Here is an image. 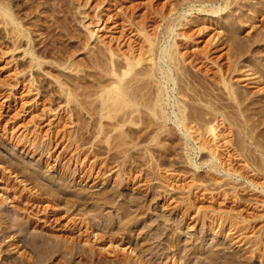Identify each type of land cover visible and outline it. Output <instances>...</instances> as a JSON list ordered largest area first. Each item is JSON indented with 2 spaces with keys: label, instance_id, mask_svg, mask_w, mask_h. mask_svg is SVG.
I'll return each mask as SVG.
<instances>
[{
  "label": "bare ground",
  "instance_id": "6f19581e",
  "mask_svg": "<svg viewBox=\"0 0 264 264\" xmlns=\"http://www.w3.org/2000/svg\"><path fill=\"white\" fill-rule=\"evenodd\" d=\"M8 1L0 0V24H3L4 30L5 28H7V30L5 31L8 35L14 33L17 36H25V33L27 31L26 29L28 27H25L26 23H23L24 19L18 14V12H16L21 8L16 6L19 9H14V4L12 3L13 5H10ZM181 1L178 2V0H175L173 2V0H171L170 2H168V4L171 5L169 10L170 13L171 11H175V13L177 12L175 16L169 17V12L166 14L163 11H153L156 14L158 13L157 15L159 16L161 22L165 18L168 19L165 21V24H162V27L161 22L157 23L155 20L152 19V21H150V24H148V26H150V30L146 29L147 19L145 18L147 17L148 12H150L148 11V8H146L147 4L144 10H141L142 12H137L136 15L130 13L129 11H124L122 13V10L120 11L122 17L118 16V14L115 13H109V16L113 18L111 19L109 17L111 20H113V28L120 29L119 34L115 37L117 40H119L118 44L124 39V43L129 39L130 36H127L128 33L126 32L129 29H131V31L135 30L141 32L143 35L142 40L141 42L139 41L137 47H135V45L129 42L130 39L126 42L128 44L127 50H123L119 46L115 47L111 43H109V41H102V46L98 44L99 46H96L93 50V53L91 54L92 57H90L91 63L89 64V66L91 65L90 67L91 69H93L92 76L94 78L93 80L95 81L93 82L94 88L93 93L91 95L93 97L91 98L92 100L90 99V106H88V112L91 114L92 117V120L90 119L92 121V130L90 128V130L87 129L89 132L88 138H90V140L87 142L90 146H88V149L87 147L84 149L85 143H82V140L79 141L83 133L79 132L75 127L73 128L75 130H72L73 134L68 137V140H70V143H72L74 146L73 153H71L73 154V156L74 154H77L80 151L82 153L85 152L86 156L88 157L93 156L94 160L92 164L90 163L89 165L90 167H92L91 169H93L94 162H96V166L97 164H100L95 174L91 171H88L89 167H87L86 170L85 167H79L78 171L80 169L81 170L77 175H79L82 181L87 182L90 180L94 181L97 179H102L103 174L107 173L106 170L109 167L108 170H112L110 178H113L114 174L116 176H114V179L116 178L115 180L113 179L114 182H117L119 178H124L126 179V183L128 182L137 184V186L139 185L138 187L140 188V182L144 181L143 178H139V176H142L140 174V171H143L142 165L137 162L134 155L128 156L131 157L130 161H128L130 164L126 165V161L124 158L126 150L122 147V150L117 149L118 146L124 145L125 143L126 145L127 143H131L132 147H138L136 146L138 145L137 141L135 140L133 142V137H131V139H128L129 136L127 137L124 135V130L125 128H128L129 131L134 129L137 130L136 126H142V123H144L141 117L142 112L146 113L145 115H147V119H149V122L151 121L150 124L153 125L151 126L149 124L151 127H153L151 129L152 131L150 130L149 132L153 133L152 138L157 139L156 143L158 145H162V143H160V140H158L159 137L162 136V133L168 134L169 132H171V130H174V127L177 128V130H179L181 134H183V138H180L181 140L183 139V159L185 162L191 165H195V168H198L201 164L207 163L206 165L210 166V170L212 168L214 171L219 173L217 165L219 166V162H221V153L219 152V148L222 147H226L225 149L227 150V152H229V150L238 151L236 154H229L228 159L231 158V156L235 155V157H238L237 159L242 160L245 164L247 162L250 163L249 161L251 160L254 161L258 159V161L264 165V130H262L260 127L262 126L263 128L264 126V86L258 87L260 82H264V66L262 64V61L261 63H258L256 61L257 63L253 64L254 69H252V71H250L248 68H246L247 72H245L246 69L244 70L245 73L242 71V73H244L243 79L249 80V83L253 84V88H256V92H252L251 88L240 90L236 86L234 87L233 82L231 81L232 74L235 72L238 73L240 68L238 65L239 62H236L235 60L237 59L235 58L239 56L238 54H243L242 51H245L246 49L243 48L242 50H239V52H237V46L239 45V36L237 37V28L243 25L241 24L242 22L249 23L247 21L251 20L255 16V13L254 16L253 14H251L253 13L252 10L254 11L255 6L251 4V2L247 3V0ZM239 3L241 4V6L245 7H242V12H236V8L237 6H239ZM259 3L264 7V2L261 3V1L259 0ZM129 6L131 5L129 4ZM137 6H139V4ZM250 6H254L253 9L249 8ZM26 7H24L25 9L22 8L25 17L26 14L27 16L29 14V10ZM194 9H196V11L200 13L203 12V14L204 12L205 14L210 13V15L217 14L218 17L220 13H224L227 16H223L227 18L224 19L227 23L226 39H223L225 37H222L221 40V35H216L217 37H215L214 35L211 38L209 37V40H204L205 44H202L203 46L200 47L199 42H201L202 40V38L200 39V37L203 35V32H201L202 30L197 28V30H194L193 32L188 31L190 30L189 28L191 25L189 26V23L191 21L189 22L187 18H191L188 17V15ZM257 10L259 9L257 8ZM139 17L140 19L137 20V18ZM147 18L151 19V17ZM199 21L201 22L202 20L199 19ZM223 24L219 28L223 27ZM186 25L188 26L182 27ZM178 26H181V28L183 29L179 31L177 29ZM222 32L223 31H221V33ZM251 40L252 43H255L259 39H252L251 37ZM222 44H227L229 46V48H227L228 51L221 53V57H223V59H226V64H219L216 59H213L211 57V54L213 52L221 49ZM192 47H194L195 49H190ZM246 47L248 46L246 45ZM91 48H89L90 52L93 49ZM240 48H242V46ZM26 52L27 51L24 49L22 53H24L25 55ZM33 53L34 52H32V54ZM32 56L33 58L30 60L29 66L27 68L30 69L34 65L36 66L37 70L42 69L43 66L41 65L43 64V59H41L38 54H34ZM211 63H214L218 66V69H216L218 70V72L215 70V72L217 73L212 76L213 80L212 78L210 79L212 82L209 80L210 82L208 81V85L202 86L203 89L199 87L201 86L200 84H198L199 86L193 84L195 80L194 76H196L198 72H203L204 70L207 71V68H209ZM196 64L199 65L197 66ZM187 65L196 66V71L187 70ZM23 69L24 68H22V70ZM256 73H258V75H255ZM101 77H105V82L101 83ZM259 77H261L262 80L256 79ZM27 82L32 85L34 79H28ZM62 86L61 83H59V87H56V89H59V91L57 90L59 93L65 91ZM34 88H36V92L38 93V87ZM68 91L65 92L66 100L67 102L73 101V104H75V106L73 105L72 107H70V109L67 110H69L70 112L72 111L75 116L77 115L78 118V114L81 113H79V110L83 109V102H81L82 100L78 101V97L74 92ZM256 95L257 98L254 97ZM65 110L66 109H64V111ZM73 113H69V115L72 114L73 116ZM236 115L237 117L238 115H241L245 119H242L240 116V118H237L235 117ZM77 118L72 121L75 125L77 124L78 119H80V117L78 119ZM140 123L141 125H139ZM148 123L146 122L145 125ZM169 123H171V125ZM143 126L141 128H143ZM225 130H227V132H234L235 136L237 135L240 138V142H243L245 144L248 142V144L255 143L259 155L256 154L257 156H252L254 152H251V147L250 149L248 147V149L250 150L248 151L251 152V154H249V152L244 153L245 151L243 149H239L242 144L238 146L234 142H232L233 140H224L226 139L224 135ZM132 133L130 132V135H132ZM207 135H210L211 138L207 139ZM139 136L136 137L138 138ZM101 138H104V141L106 142V145L104 146L105 150L102 153L104 157H99L100 154H98L99 152L97 153L96 150L99 149L100 146H102L98 141ZM65 139H67V137H65ZM221 140H223V142L225 141L226 144H224L223 142L219 143ZM242 147L243 145L241 146V148ZM240 150H243L244 152ZM131 152L133 153V151ZM150 152L151 151L149 147L145 146L144 153L148 155V153ZM119 153L122 155H119ZM170 153L171 152H169V154ZM3 154L4 153H2V155ZM135 154L137 153L135 152ZM193 154H195V157L199 155L198 160L200 161H197L195 157L193 158ZM142 155L143 154H141V156ZM175 155L174 156L176 157L177 161L179 157H182L181 153L180 155ZM204 155H206L207 157ZM132 156L134 157V160H132ZM105 157H107V159H111H109L108 161ZM202 157H206V159L204 158V160L201 161V159H203ZM1 159L0 161L2 162V164L0 162V241H6V243L4 244L7 245L6 247L8 250L19 251L23 246L27 244L31 247L33 251V254H31L30 257L26 255L24 256L25 258H22L25 253L21 254L22 257L20 256L18 259L12 258V256L10 255L8 256V258L6 257V260L10 262L7 264H45V262L50 259L53 254L55 255V258H57V260L55 262H49L50 264H178L179 258L182 257L179 255H177V257H173L175 253H172V250H170L171 247H174L176 245L174 243V240H172L173 236H170L168 235V233H166L168 237H165V240L164 237L162 238L163 241L157 240L159 238V235L164 233L161 230V232L158 231V235H156L154 232H152L151 235L148 234L149 236H147V234L141 235V245L138 248L136 247V249L135 247H131V240H125V237H131L130 233H132V231L134 232L133 228L136 226V222L143 220V218L139 217V215L142 213H147V210L150 208V206H147L148 203L144 201V196H136L137 191L136 193H131V195L128 193L127 195H125V193H119L116 188L112 187V189H103V191L96 192L95 194H91L90 192V194L88 192L86 193L84 189V191L70 193L67 190L60 188V184H58V182L54 183L55 181L52 182L50 178V180L46 179L45 176L42 175V167H40L38 164H35L33 167H31L32 165L30 166V164L26 163V169L29 168L32 171L30 173H25L23 172V170L25 169V161L21 162L23 164H20L16 160V162L22 165L24 168L19 170L17 169L18 166L15 167L14 165H12L11 161L5 159V161H2ZM135 168H137V172H139L140 175L138 174L133 177L132 174L133 171H135ZM118 169L123 170L125 175L124 177H120L119 175L118 178L117 173H115L116 171H118ZM29 171L27 170V172ZM224 172L229 177H231L235 174L236 171L228 170L225 168ZM72 174H74V172ZM6 175L8 177H5ZM9 175L11 178L9 177ZM2 178L7 179V181L10 178V183L6 184L7 182L5 179L4 180L6 183L4 181V183H2ZM12 179L16 182H11ZM142 179L143 181H141ZM60 180L58 179L57 181ZM67 184L65 185L68 186ZM251 184H253L255 187H258L253 182H251ZM152 186H154V184H152ZM152 188L153 187H151L150 190ZM261 188L263 189L262 186ZM153 190H155V188H153ZM11 201L13 203H16L15 205H13V207L9 205L11 204ZM78 206H81L83 208ZM143 222L142 229L144 230V232H150L152 229L150 231L147 230L152 225V222L145 221L144 224ZM185 224L187 225V223ZM31 228L35 229V231H30ZM36 228H39L41 231H37ZM50 228H62V231L67 234V237L64 234V237L59 236L51 238L47 237L46 234L42 233L43 229L50 230ZM133 242L135 241L133 240ZM4 244L2 246H4ZM150 245L152 246L150 247ZM7 249L5 248V250ZM174 251H176V249ZM190 255L188 258H190ZM217 258V256L210 257L209 262H207L208 260H205V264H219L220 259ZM186 259L187 258H185V260ZM223 262L224 263L222 264H233L226 259ZM236 262L237 261L235 260V263Z\"/></svg>",
  "mask_w": 264,
  "mask_h": 264
},
{
  "label": "rangeland",
  "instance_id": "374dc122",
  "mask_svg": "<svg viewBox=\"0 0 264 264\" xmlns=\"http://www.w3.org/2000/svg\"><path fill=\"white\" fill-rule=\"evenodd\" d=\"M60 1L58 0H38V1L9 0L8 1L10 5L14 4V9L21 8L15 11L18 12V14L24 19L23 23H26L27 25L25 24V27L28 28L26 29L27 30L26 33L24 32L25 36L24 35L17 36L14 33L8 35L5 31L7 30V28H5L4 30L3 24L2 23L0 24V155H1L0 159L2 158L1 159L2 161L5 160L11 161L12 165H14L15 167L18 166L17 169L19 170L23 168V166L20 165L23 164L21 162L25 161L24 162L25 169L23 168L24 169L23 172L25 173H30L32 171L29 168L26 169L27 168L26 163L30 164V166L32 165L31 167H33L35 164H38L40 167H42L41 168V171L43 173L42 175L45 176L46 179L50 178L52 182L53 181H55L54 183L58 182V184H60L59 185L60 188L65 189L70 193L73 192L76 193L77 191L85 190L86 193L90 192L91 194H95L96 192L103 191V189H108V188L112 189V187L116 188L119 193H125V195H127V193L131 195V193H136L137 191L136 196H144L145 197L144 201L148 203L147 206H150V208L147 210L148 211L147 213H142L139 215V217H142L143 220L136 222L137 224L133 228L134 232L132 231V233H130L131 237L130 236L125 237V240H131V247H135V249L136 247L138 248L141 245L140 244L142 240L141 235L147 234V236H149L148 234L151 235L152 232L158 235L159 233L158 231L161 230L164 233L159 235L160 239L158 238L157 240L163 241L162 238L164 237L165 240V237H168V235L174 237V238L172 237V240H174V243L177 246L175 245L174 247H171L170 250H172L171 251L172 253H175L173 257H177V255L182 256L181 258H179L178 264L179 263L205 264L206 263L205 260H208L207 262H209V258L214 256H217L218 257L217 259H220L219 264L224 263L223 261H225V259L229 260V262L233 264L235 263V260L237 261L235 264H244V263L264 264V165L261 162H259L258 159L254 161L251 160L249 161L250 163L247 162L246 165L245 163H243L242 160L237 159L238 157L237 156L235 157V155L231 156L229 160L228 159L229 154L231 153L236 154L238 152V151L229 150L232 147L231 145H230L231 147L228 149L229 152H227V150L225 149L226 147L219 148V152L221 153L220 156L221 162H219V166L217 165L219 173L214 171L212 168L210 170V166L206 165L207 163L201 164L199 165L198 168H195V165H191L185 162L183 159V155H184V149H183L184 147L182 146L183 139L182 140L180 139L183 138V134H181L180 131L177 130V128H175L172 125L174 127V130H171V132L173 133L171 132H169L168 134L162 133V136H160L158 139L160 140V143H162V145L161 146L158 145L156 143L157 139L152 138L153 133L149 132L153 128L151 127L153 125L150 124L151 121L149 122V119H147L148 117H146L147 116L145 115L146 113L142 112L141 117L144 123L142 122L141 123L143 125H145L146 122L149 123L146 124L145 126L142 125L143 128H141L142 126L139 127L135 125L137 130L134 129L129 131L128 128H125L124 130L125 132L124 135L127 137L129 136L128 139L129 138L131 139V137H133V142L136 140L138 143V145L136 146L138 147H132L131 143L129 144L127 143V145L125 143L124 145L118 146V149L117 148L116 149L122 150L123 148L126 150V153L124 155L126 165L130 164L128 161H130L131 157L128 156L131 155H134L137 162L142 165L143 168L142 170L144 172L140 171V174L142 176H139V178L141 177L144 179V181L143 179L141 180L143 182H140L141 186L143 187L140 186L139 188L138 187L139 185L137 186V184L128 183V182L126 183V179L124 178L120 179L119 175L120 177L125 176L123 170L121 169H118V171L115 172L117 173L119 178L117 181L118 183L116 181L114 182V180L116 179V178L114 179L115 174L113 175V178H110L112 174V170H108L109 167L106 170L107 173L105 172L106 174H103L102 176V179L104 181L102 179L99 180L97 179L94 181L90 180L86 182V181H82L79 175H77L81 170L80 169L78 171L79 167L80 168L85 167V170L87 169V167H89L88 171H91L92 173L95 174L100 165L97 164L96 166V162H94L93 169H91L92 167H90L89 165L90 163L92 164L94 158L93 156L90 157L86 156L85 152L82 153L80 151L79 153L74 154L73 156V154L71 153H73L74 146L72 143H70V140H68L69 139L68 137L71 134H73L72 130H75L73 129L75 127L79 132L83 133L79 141L82 140L81 142L85 143L84 149L86 147L88 149V146H90L87 142L90 140V138H88L89 132L87 129L90 128L92 130V124H91L92 117L91 114L88 112L89 110L88 106H90L92 100L91 98L93 97L91 95L93 93V88H94L93 82L95 81L93 80L94 78L92 76L93 69H91L90 67L91 65L89 66V64L91 63L90 62L91 59L90 57H92L91 54L93 53L95 47L99 45L102 46L104 41L105 42L109 41V43H111L113 46L115 47L119 46L121 49L127 50L128 44L126 42L130 39L129 42H131L133 45H135V47H137L139 41L141 42L143 35L141 32L135 30L131 31V29H129L126 31L128 33L127 36H130L129 39L125 43L123 42L125 41L124 39L122 40V42L118 44L119 40H117L115 37L119 34L120 29L113 28L114 24L112 22L113 20H111L113 18L109 16V13L110 14L115 13L118 14V16L122 17L120 13V11L122 10L121 11L122 13L124 11L125 12L129 11L130 13L136 15L137 12H142L147 4L146 8H148V11H150V12L147 11L148 12L147 17H151V19L150 18L148 19L147 17L145 18L147 19L146 29L150 30V26H148V24H150V21H152V19L155 20L157 23L161 22L159 16L157 15L158 13L156 14L154 12L163 11L166 14L168 12L170 13L169 10L171 5H169L168 2H170L171 0H110V1L109 0H60ZM174 1L175 0H173V2ZM180 1L181 0H178V2ZM260 1L261 3L264 2V0L263 1L260 0ZM250 2L256 7L255 8L253 6L255 12L252 10L253 13H251L250 11V13L253 14V16L255 13V16L251 20L247 21L249 23L242 22L241 24L243 25L237 28L238 30L237 37L239 36L238 39L240 40V41L238 40L239 45L237 46V52H239V50H242L243 48L246 49L245 51H242L243 54L241 55L237 53L241 57L238 56L239 58L238 57L235 58L237 59L235 61L239 62L238 65L240 68L238 73L235 72L232 74L231 81L233 82L234 87L236 86L240 90L251 88L252 92H256V88L255 87L253 88V84L249 83V80L243 79V77H244V73L247 72L246 68H248L250 71L254 69L253 66L254 63L257 62L261 63L262 61V64L264 66V55H263L264 54V7L263 5H260L259 0H251V1L247 0V3ZM129 4L131 6H129ZM138 4L139 6H137ZM16 6H18L19 8ZM24 7H26L29 10V14L28 16L26 14V17L22 9ZM242 7L243 6H241V4L239 3V6H237L236 8V12L241 11ZM253 7L250 6L249 8L253 9ZM257 8L259 10H257ZM169 13H168V15H170L169 17H172L175 16L177 12L175 13V11H171V13L170 14ZM211 15L210 13L205 14V12L204 14L203 12L200 13L196 11V9H194L188 15V17H191V18H187L189 22L191 21L189 23V26L191 25L189 28L190 30L188 31L193 32L198 28L202 30L201 32H203V35L200 37V39L202 38L201 42H199L200 47H202L205 44L206 40H209L214 35L215 37L221 35L220 36L221 40L222 37H225L223 39H226L227 37L226 35L227 23L224 20L227 19L225 18L227 16L224 13L223 14L220 13L222 17L219 14H218L219 17L217 16V14H211ZM139 19L140 17L137 18V20ZM167 19L165 18L161 22V27L163 26L162 24H165V21ZM199 19L202 21L200 22ZM213 19L216 21H214ZM222 24L223 27L219 28L220 26H222ZM187 26L188 25L182 27H187ZM177 29L181 31L183 28H181V26H178ZM221 31L223 32L221 33ZM259 35L261 38L259 37ZM251 37L252 39L256 38L259 40L256 41L255 43L254 42L252 43ZM246 45L248 47H246ZM239 46L240 47L242 46V48H240ZM89 48L92 49L91 52ZM227 48H229L227 44L226 45L222 44L221 49L213 52L211 54V57L213 59H216L219 64H226L225 63L226 59L225 58L223 59V57H221V53L228 51ZM24 49L28 52V53L26 52L25 55L24 53H22ZM190 49L194 50L195 48L192 47ZM32 52L34 53L32 54ZM34 54L35 55L38 54V56H40L41 59H43L42 60L43 64L41 65L43 66L42 69L37 70L36 66L34 65L31 67L32 69L27 68L29 66L30 60L33 58L32 55ZM194 65L191 66L187 65V70L196 71L195 69L196 66ZM196 65L198 66L199 64ZM215 65L216 64L211 63L209 68H207V71L204 70L203 72H198L197 75L194 76L195 80L193 84L195 85L200 84L201 86L199 85L198 86L201 88L202 86L208 85L209 82L211 81L210 79L212 78V76L218 72V70H216L218 69V66ZM22 68L24 69L22 70ZM215 70L217 72H215ZM242 71L244 73H242ZM255 75H258V73H256ZM101 78H100L101 83L105 82V77H101ZM28 79H34V82L32 84L33 86L29 82H27ZM256 79L262 80L261 77ZM205 81L207 82L209 81V82L207 83ZM59 83H61V86L63 85L62 87L65 90L60 93L58 92L59 89H56L57 86L59 87ZM263 83L264 82H260L258 87H263L264 86ZM34 87H38L39 89L38 93L36 92V88ZM68 90L74 92L77 95L78 101L82 100L81 102H83L82 105L83 109L82 110L80 109L79 113L80 112L81 113L78 114L80 119H78L79 117L77 118V115L75 116V114L72 111L70 112L69 110H67L70 109V107H72L73 105L75 106V104H73L74 103L73 101L67 102L66 100L65 92H67ZM254 97L257 98V95ZM64 109L66 110L64 111ZM69 113H73V116L72 114L69 115ZM239 116L242 119H245L243 116L238 115V117ZM235 117H237V115ZM76 118L78 119V122L75 125L72 121L75 120ZM80 122L82 123L83 126L81 125ZM141 123L139 125H141ZM169 124L171 125V123ZM260 127L262 130H264V126L263 128L262 126ZM130 132L131 133L134 132V133L130 135ZM224 133L226 138L224 140L227 139L231 141L233 140L232 142H234L236 145L238 146H240L241 144L243 145V147L241 148L242 146L241 145L239 149H243L245 152L243 150L240 151L247 153L250 151L249 149L251 147L252 148L251 152H254L252 156L256 154L259 155L255 143L248 144L249 142L247 141L248 143L245 144L243 142H240L241 141L240 138L237 135L235 136L234 132L232 133V131L227 132V130H225ZM135 135L136 136L140 135V136L137 138ZM65 137H67V139H65ZM207 137H208L207 139L211 138L210 135H207ZM101 139H99L98 141L102 146H100L99 149H96L97 153L99 152L98 154L101 155V156L99 155V157L103 156L102 153L104 152L105 150L104 146L106 145V142L104 141L105 139L103 138L102 139L103 141ZM222 142L223 140H221L219 143ZM223 143L226 144L225 141ZM145 146L149 147L151 151L150 153H148V155L144 153ZM136 150H138L139 152ZM131 151H133L134 154ZM1 152L4 154L2 155ZM135 152L137 154H135ZM169 152H171L172 154L171 153L169 154ZM251 152H249V154H251ZM180 153L182 154L181 155L182 157L178 156L179 159L177 161L176 160L177 156L175 154L180 155ZM114 154H118V153H114ZM141 154L143 155L141 156ZM119 155L122 154L119 153ZM172 156H174L175 158ZM192 156L194 158L195 154H193ZM134 157L132 158V160H134ZM206 157H202L203 159H201V161H203L204 158L206 159ZM105 158L108 161L109 159H111V158L107 159V157ZM195 158L197 161H200L198 160L199 155H197V157ZM16 160L20 164H18ZM14 162L16 163V165ZM225 168L232 171L235 170L236 172L234 175L229 177L224 172ZM27 170L30 171L27 172ZM137 171H138L137 168H135V171H133L132 174L133 177L139 174V172ZM71 172L72 173L74 172V174H72ZM5 177L8 176L6 175ZM10 178L8 181L7 179L2 178V183H4L6 180L7 183L6 182L5 183L9 184ZM58 179L59 180L61 179L60 180L61 182L57 181ZM65 179L68 180L66 181ZM63 181L65 184L68 183L67 184L68 186H66L63 183ZM250 181L253 182L255 185H257L258 187H255L253 184H251ZM11 182L15 183L16 181L15 180L13 181L12 179ZM152 184H154L155 187L152 186ZM146 186H149L150 188L153 187L155 188V190H153V188L150 190V188ZM261 186L263 187V189L261 188ZM150 191L153 192L151 193ZM10 203L11 204L9 205H11L12 207L13 205L16 204L15 202L13 203L12 201ZM145 221L152 222V225L147 230L150 231L152 229L150 232L145 233L144 230L142 229L143 226L142 222L144 224ZM185 223H187V225ZM36 230L41 231L39 228H36ZM30 231H35V229L31 228ZM42 233L46 234L47 237H51V238H55L59 236L64 237L65 235L67 237V234L62 231V228L61 229L50 228V230L43 229ZM166 233H168V235H166ZM133 240L135 242H133ZM0 242H1L0 256H2L0 257L1 258L0 264L10 263L9 261L6 260L10 255L12 256V258L18 259L20 256L22 257L21 254L25 253L22 258H25L24 256L26 255L30 257V255L33 254L31 247L27 244L23 246L21 250L14 251L7 249L6 247L7 245L4 244L6 243L5 240H3V242L1 240ZM3 244L4 246H2ZM151 246L152 245H150V247ZM5 248L8 251L5 250ZM175 249L177 252L174 251ZM189 255L190 258H188ZM194 255L196 256L200 255V256L196 257ZM223 257H227L228 259ZM185 258L187 259L185 260ZM56 260L57 258H55V255L53 254L51 258L45 262V264H48L49 262H55Z\"/></svg>",
  "mask_w": 264,
  "mask_h": 264
}]
</instances>
